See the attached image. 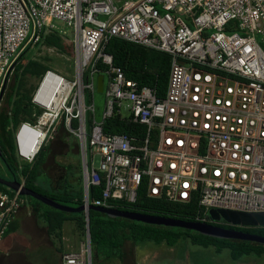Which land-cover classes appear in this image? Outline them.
<instances>
[{
  "label": "built area",
  "instance_id": "built-area-1",
  "mask_svg": "<svg viewBox=\"0 0 264 264\" xmlns=\"http://www.w3.org/2000/svg\"><path fill=\"white\" fill-rule=\"evenodd\" d=\"M57 22L72 39L73 78L53 68L40 77L36 121L13 132L18 161L32 164L61 128L77 139L86 208L133 204L143 187L149 198L196 201L199 223L217 224L211 210L264 213V0H0V93L23 50ZM113 38L170 57L163 98L113 64ZM114 117L143 129L105 134ZM92 187H101L93 202ZM20 206L18 193L0 192V240Z\"/></svg>",
  "mask_w": 264,
  "mask_h": 264
},
{
  "label": "trees",
  "instance_id": "trees-1",
  "mask_svg": "<svg viewBox=\"0 0 264 264\" xmlns=\"http://www.w3.org/2000/svg\"><path fill=\"white\" fill-rule=\"evenodd\" d=\"M39 44L48 48H54L62 54L73 57L72 44H65L63 35L59 30L44 36ZM25 50H23L15 63L14 79H19L18 73L20 71L24 74L30 73L39 78L45 71L51 68L47 64L50 62V58L46 56L42 57L40 61L30 60L25 66L21 65L20 61L29 49ZM105 52L112 57L113 64L121 68L128 79L138 83L140 86L150 88L156 93L158 98L165 96L171 64V59L167 54L115 38L108 42ZM56 72L58 71L56 70ZM7 86L8 83L3 95L6 92ZM16 91V87H9L8 92L5 94V104L7 107H0V162L9 173L10 178L7 179L12 180L15 178L17 181L23 182L26 188L42 194L61 205L72 208L82 206L83 190L80 186L77 188L71 187L65 178L58 181L57 187L50 184H48L49 186H43L40 182V168L45 162L44 152H46L45 149H47L48 144L39 152L40 158L37 159L36 157L31 165H20L18 163L14 151L13 132L21 121V114L26 113L25 108L29 106V102H27V105L25 101L26 97L24 96L15 100ZM31 111L33 114V110ZM34 119L31 115L27 121L23 122L34 123ZM141 129L143 128H138L136 131L131 128L128 122L120 121L117 117L107 120L103 126L105 134H126L128 136L137 134ZM42 151L43 153H41ZM0 192L6 193L11 197L15 194L3 185H0ZM100 193L101 187H92L89 193L90 201L93 202L94 199H97ZM26 197L19 195L20 200L25 201ZM27 198L33 199L31 197ZM30 205L34 208L38 217L48 226L49 235L53 236L59 243L62 241L61 230L63 223L68 217L76 221L78 229L83 233L86 230V215L84 213L67 214L46 205L43 208L41 207L42 204L30 203ZM113 210L195 223L198 205L196 201L180 204L171 203L164 199L149 198L144 188L141 187L135 203H117L114 205ZM88 220L91 264H125V260L128 257L132 259V254H127L125 250L127 245L137 246L151 242L157 246L174 247L180 240H187L191 245L203 248L213 247L218 252L225 249L229 252L233 261H239L241 258L247 256L264 257V245L256 243L217 239L181 228L148 225L124 218H111L103 213L92 210L88 213ZM229 229L264 237L263 227H229ZM12 230L13 225L10 224L5 234H8Z\"/></svg>",
  "mask_w": 264,
  "mask_h": 264
},
{
  "label": "rangeland",
  "instance_id": "rangeland-1",
  "mask_svg": "<svg viewBox=\"0 0 264 264\" xmlns=\"http://www.w3.org/2000/svg\"><path fill=\"white\" fill-rule=\"evenodd\" d=\"M59 32H65V28L62 27L60 23L55 24ZM64 42L66 45H70L72 39H67L64 37ZM49 57L50 62L47 64L51 68L56 69L62 76L65 78L71 79L74 74L73 59L72 56L67 54H62L56 49H49L42 44L33 45L29 47V50L24 54L20 64L25 66L30 60L40 61L42 57ZM15 70V69H14ZM19 79H14L12 75L8 80V86L6 92L2 95L0 100V107H7L5 104V94L8 92L9 87H16V96L15 100L19 97H26V104L29 102V106L25 108L26 113H22L20 117V123L27 121L29 116H33L32 108L30 105L31 95L33 94L35 88L38 85L40 77H35L30 73H18ZM95 107L97 111V118L99 119L101 113L103 112L104 102H105V93H94ZM28 105V104H27ZM35 117H33L34 119ZM36 121V118L34 119ZM34 121V122H35ZM47 146L46 152H44V164L40 168V182L43 186L48 184L58 186V181L66 179L67 183L74 188H77L81 185V173H80V154L77 144V139L70 133L63 131L61 128H58V131L55 135L51 137L43 146ZM41 148V150H42ZM40 150V151H41ZM43 153V151L41 152ZM37 159L40 158V154L36 156ZM90 158V155H89ZM35 161V159H34ZM18 163L24 165L22 161ZM0 177L7 179L9 177L8 171L0 162ZM49 186V185H48ZM25 201H30V203L41 205L39 201L34 199L25 198ZM43 208L44 204H42ZM69 225L65 224V234L66 238L72 240L71 237L72 226L67 228ZM83 233V232H82ZM84 236V235H83ZM84 241L81 251L83 258V264H88V253H87V242L86 236L82 239ZM127 254H132V259L129 257L125 260V264H254L253 260L256 261L255 264H264V257L261 259L247 256L241 258V261H233L227 250L216 251L213 247L203 248L200 246H194L189 243L187 240H180L178 244L174 247H167L165 245H155L151 242L130 246L127 245L125 248ZM245 262V263H244Z\"/></svg>",
  "mask_w": 264,
  "mask_h": 264
},
{
  "label": "water",
  "instance_id": "water-1",
  "mask_svg": "<svg viewBox=\"0 0 264 264\" xmlns=\"http://www.w3.org/2000/svg\"><path fill=\"white\" fill-rule=\"evenodd\" d=\"M29 49V47H27ZM27 48H25L27 50ZM25 50V51H26ZM97 92H102V77L99 76L97 79ZM4 92V88L0 93V100L2 98ZM0 185L7 187L8 189L12 190L14 193H18L20 196H27L33 199L38 200L42 204L51 207L55 210L68 213V214H78L84 213L86 215V242H87V250L88 254V264L90 262V237H89V220H88V213L89 211H97L103 213L111 218H124L131 221H137L148 225H155V226H164L170 228H181L185 230L194 231L200 235L208 236L217 239L223 240H236V241H244V242H251L260 245H264V237L246 233L243 231H237L235 229L223 228L217 226L215 224H208V223H199V222H185L176 219L170 218H162L150 215H141L132 212H123L117 211L113 209H104L98 208L94 206H88L87 208L82 205L77 208L68 207L65 205H61L50 198L36 193L33 190H30L24 186L22 182L17 181L15 178L12 180L4 179L0 177ZM209 217L215 223L224 222L232 227H241V228H264V213H242V212H234L230 210H211L209 212Z\"/></svg>",
  "mask_w": 264,
  "mask_h": 264
},
{
  "label": "crops",
  "instance_id": "crops-1",
  "mask_svg": "<svg viewBox=\"0 0 264 264\" xmlns=\"http://www.w3.org/2000/svg\"><path fill=\"white\" fill-rule=\"evenodd\" d=\"M80 187L83 190L82 182ZM67 223L73 224L67 227L72 226L71 233H67L74 238L72 240L66 238L64 233V225ZM11 224L13 230L8 234H5V230L0 240V264H66L63 255L79 253L84 243L82 239L86 236V230L82 233L78 229L76 221L68 217L63 223L62 241L59 243L49 235L48 226L38 217L30 205V201L24 200H21L20 209ZM245 262L249 263L250 261ZM252 262L255 264L256 261Z\"/></svg>",
  "mask_w": 264,
  "mask_h": 264
},
{
  "label": "flooded vegetation",
  "instance_id": "flooded-vegetation-1",
  "mask_svg": "<svg viewBox=\"0 0 264 264\" xmlns=\"http://www.w3.org/2000/svg\"><path fill=\"white\" fill-rule=\"evenodd\" d=\"M217 226H220V227H223V228H229V227H232L230 225H225L224 222H220V223H217ZM234 228V227H233Z\"/></svg>",
  "mask_w": 264,
  "mask_h": 264
}]
</instances>
